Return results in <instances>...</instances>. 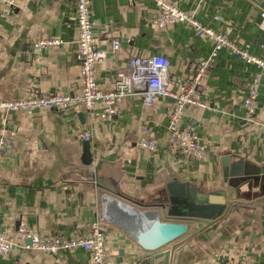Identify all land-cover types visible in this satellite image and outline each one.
<instances>
[{
    "label": "crops",
    "instance_id": "0c3cea01",
    "mask_svg": "<svg viewBox=\"0 0 264 264\" xmlns=\"http://www.w3.org/2000/svg\"><path fill=\"white\" fill-rule=\"evenodd\" d=\"M13 1L12 6L0 3V101L25 97L32 89L78 93L74 0ZM170 1L264 59V0ZM90 10L93 35L106 52L96 75L103 90L112 88L115 72L129 56L153 54L168 59L174 89L191 77L192 63L213 48L186 23L152 22L153 0H90ZM44 37L62 43L34 49L33 42ZM114 38L117 51L111 47ZM255 73L259 106L249 116L242 99ZM196 96L204 104H187L180 126L206 143L201 160L167 144L172 103L163 97L151 106L141 96L126 97L109 118L101 117L100 103L91 110L0 111V136L14 141L0 158V230L6 228L15 242L0 264H89L84 249L57 255L25 250L17 227L41 236H84L102 210L104 193L109 199L101 225L112 253L109 264H237L241 257L264 264V133L256 122L264 120V70L220 49ZM143 128L154 137L156 151L139 146ZM86 130L88 140L80 137ZM84 141L90 144V164L83 161ZM224 173L261 178L257 186L242 183L238 198L226 199ZM154 213L161 220L183 221L188 230L148 251L133 235ZM160 251L169 255H155Z\"/></svg>",
    "mask_w": 264,
    "mask_h": 264
},
{
    "label": "built area",
    "instance_id": "2783aa9c",
    "mask_svg": "<svg viewBox=\"0 0 264 264\" xmlns=\"http://www.w3.org/2000/svg\"><path fill=\"white\" fill-rule=\"evenodd\" d=\"M156 11L150 20L156 24H170L182 22L190 25L196 36L208 39L213 43L210 54L192 63L193 72L190 78L182 80L176 88L170 87L168 59L161 54L150 56H129L124 68L115 72L113 86L110 89H101L97 84V69L106 60V52L99 48L93 35L95 22L91 16L90 0H74L75 18L77 26V52L79 61L80 81L78 93H65L55 90L49 94H41L32 89L25 97L6 99L0 101V111H27L32 109H51L64 111L67 109L91 110L97 104H101V117H111L117 107H120L126 97L137 95L142 97L145 106H151L156 98L163 97L171 101L167 123V144L178 148L184 155L198 160L204 159L207 153L206 143L188 127H181L180 121L183 110L187 104L204 103L196 96L197 86L201 83L209 67L213 64L216 53L220 49L227 50L245 60L255 64L264 70V59L249 52L243 46L238 45L226 32L215 30L200 22L193 14L180 9L170 0H153ZM0 3L12 6L13 0H0ZM261 20L264 26V8L261 10ZM62 40L57 37H44L33 42V48L57 47ZM112 50L120 47L119 40L114 38L111 44ZM259 73L250 78L247 90L242 99V105L249 113L255 115L259 102ZM264 133V120L256 121ZM91 133L86 130L80 133V137L88 140ZM13 138L9 135L0 136V158L13 148ZM139 146L154 152L157 143L147 128H143L138 137ZM108 147V145H106ZM99 214L89 224L88 234L84 236H70L63 234L41 236L34 230L20 225L17 231L23 234L21 244L25 250H39L43 253L57 255L64 251L84 249L89 252V264H109L112 255L106 245V234L102 227V221L107 219V198ZM15 245L14 239L6 228L0 230V256H5ZM237 264H251L248 257H241Z\"/></svg>",
    "mask_w": 264,
    "mask_h": 264
},
{
    "label": "water",
    "instance_id": "95a60500",
    "mask_svg": "<svg viewBox=\"0 0 264 264\" xmlns=\"http://www.w3.org/2000/svg\"><path fill=\"white\" fill-rule=\"evenodd\" d=\"M91 160L92 157L90 151V144L88 141H84L83 161L86 164H90ZM260 178H261L260 175L229 176L228 173H224L223 174L224 186L221 190V196H224L226 199L238 198L237 187L241 186L242 183L244 182H249L250 183L249 187L257 186V183L260 180ZM228 205L230 206V209L234 208V206H231V203H228ZM197 206L205 207L199 205ZM218 212H221V209ZM187 230H188V225L185 222L161 220L158 214L154 213L152 217H149V219H146L140 224V226L134 232L133 238L137 242V244H139L143 249L148 251H158L167 243L185 234ZM155 255L166 257V255H169V252L160 251L157 252Z\"/></svg>",
    "mask_w": 264,
    "mask_h": 264
}]
</instances>
